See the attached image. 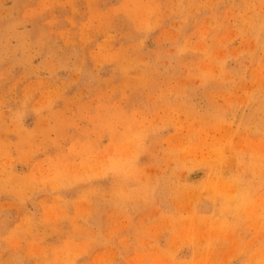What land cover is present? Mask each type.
<instances>
[{
  "label": "rangeland",
  "instance_id": "obj_1",
  "mask_svg": "<svg viewBox=\"0 0 264 264\" xmlns=\"http://www.w3.org/2000/svg\"><path fill=\"white\" fill-rule=\"evenodd\" d=\"M0 264H264V0H0Z\"/></svg>",
  "mask_w": 264,
  "mask_h": 264
}]
</instances>
